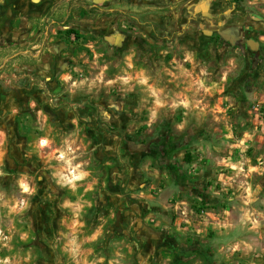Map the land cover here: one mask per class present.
<instances>
[{"label": "rangeland", "instance_id": "374dc122", "mask_svg": "<svg viewBox=\"0 0 264 264\" xmlns=\"http://www.w3.org/2000/svg\"><path fill=\"white\" fill-rule=\"evenodd\" d=\"M105 1L0 0V264H264L224 225L194 230L202 207L150 233L149 197L189 198L231 127L205 92L196 118L165 107L175 64L143 0Z\"/></svg>", "mask_w": 264, "mask_h": 264}, {"label": "crops", "instance_id": "0c3cea01", "mask_svg": "<svg viewBox=\"0 0 264 264\" xmlns=\"http://www.w3.org/2000/svg\"><path fill=\"white\" fill-rule=\"evenodd\" d=\"M141 4L148 12L142 19L150 50L157 44L175 64L166 68L175 89L165 107L174 108L185 120L191 115L196 118L195 109L205 92L216 99L211 110L218 108L231 127L220 160L194 168L197 177L191 181L189 198H184L182 186L178 191L182 197L177 193L149 197L150 209L160 220L150 233H173V226L188 216L190 207H202L205 212H197L192 221L194 230L224 225L238 235L239 246L262 248L264 0H143Z\"/></svg>", "mask_w": 264, "mask_h": 264}, {"label": "flooded vegetation", "instance_id": "af4514ba", "mask_svg": "<svg viewBox=\"0 0 264 264\" xmlns=\"http://www.w3.org/2000/svg\"><path fill=\"white\" fill-rule=\"evenodd\" d=\"M100 2H101V0H100ZM101 3H102V5H103V4H106V1L104 0V2H101Z\"/></svg>", "mask_w": 264, "mask_h": 264}]
</instances>
